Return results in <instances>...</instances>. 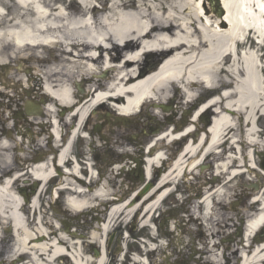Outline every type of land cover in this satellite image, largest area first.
<instances>
[{
	"label": "bare ground",
	"instance_id": "6f19581e",
	"mask_svg": "<svg viewBox=\"0 0 264 264\" xmlns=\"http://www.w3.org/2000/svg\"><path fill=\"white\" fill-rule=\"evenodd\" d=\"M200 1L202 6L193 0H0V70L4 72L0 74V106H5L6 101L15 104L14 94L21 99L28 96L46 101L41 106L28 101L40 111L39 115L23 117L28 132L32 131L28 138H23L17 124L13 128L2 124L0 244H5V250L0 247V252L7 253L2 254L0 264H5V260L8 264H56L58 255L68 251L62 243L71 250L75 248L76 264H109L105 238L114 220L123 216L120 227L125 218L141 211L142 226L148 228L151 212L159 209L162 199L171 191L158 187L194 176L196 170L205 168L203 163L209 159L214 162L208 166L212 180L199 187L206 191L197 207L203 211L199 219L207 223L210 232V221L216 216L212 199L223 206L228 185L242 176L240 168L248 174L253 173L252 168L261 171L258 155L264 150V129H258V123L264 121V70L258 50L251 47L252 37L256 35L259 43L264 44V3L261 0ZM207 1L211 10L214 2V11L206 8ZM217 7L221 16L216 14ZM199 12L206 17L204 22ZM209 12L213 22L207 19ZM240 38L243 41L238 43ZM249 45L245 56L239 57L236 49L247 50ZM144 56L150 59L144 62ZM160 59H163L161 69H153ZM104 92L109 94V101L120 106V113L127 116L126 119L105 117L119 155L130 160L141 157L143 166L139 169L143 170L146 181L156 180L155 187L135 205L137 196L121 201L92 171L89 174L94 187L88 190L80 180V167L70 161L76 135L81 133L88 115L89 125L94 122L92 115L97 103L106 98ZM173 102L175 105L167 112L161 110ZM33 107L30 113L35 111ZM184 107L190 111L184 113ZM17 108L23 116V108L19 104ZM143 115L148 122L140 127L138 117ZM210 115L213 119L207 131L203 125ZM113 124L118 127L112 128ZM183 124L184 128L180 129ZM121 125L142 128L143 134L138 133L135 140L140 145L144 142L146 147L150 145V150L145 152L141 148L135 155L129 148L132 141L126 137L130 130L120 128ZM36 127L44 132L38 139L33 135ZM101 127L99 124L98 128ZM149 127L162 131L149 135L146 131ZM49 128L51 133L47 131ZM65 129L71 131L67 140L60 134ZM12 131L19 134L9 140L6 136ZM98 136L108 141L103 134ZM84 137L92 144L100 141L95 131L88 128ZM28 141L47 144L46 151H40L39 160L32 161L27 154L10 153L13 146L20 153ZM60 141L65 142L57 149L58 155L46 157L56 151L52 144L57 146ZM222 142L228 147L215 153ZM181 143L183 147L178 152L171 148L165 151V146ZM174 155L173 162L167 166L166 160ZM61 168H64L62 172ZM260 174L263 187L253 193L247 206V210L255 213L243 223L241 241L232 253L237 264H264V240L256 239L264 227V170ZM53 176L59 181L53 201L61 190L67 195L65 206L73 214L105 210L103 223L89 233L90 242L102 252L100 258L85 256L81 242L65 236L58 223L57 229L52 228V220H57L61 212L57 210L58 215L47 218L41 202L44 188L54 180H49ZM28 182L37 184L30 203L25 200ZM212 188H216L214 193H210ZM141 202L143 210L139 209ZM4 225L8 235L2 232ZM152 229L155 238L153 226ZM211 242L207 243L210 248H205L206 264H231L225 253L221 259L220 253L212 250L217 248L220 252L219 246ZM153 249L155 246L149 250ZM136 261L141 264L139 258ZM143 264L148 263L144 260Z\"/></svg>",
	"mask_w": 264,
	"mask_h": 264
},
{
	"label": "rangeland",
	"instance_id": "374dc122",
	"mask_svg": "<svg viewBox=\"0 0 264 264\" xmlns=\"http://www.w3.org/2000/svg\"><path fill=\"white\" fill-rule=\"evenodd\" d=\"M195 3H199V6H202L203 3H201L200 0H193ZM206 8L211 12L210 8V1H207L205 4ZM207 13V18L210 22H213L214 19L211 16V13ZM202 16L203 22L205 21V16L203 13L199 12ZM263 51L264 54V49L261 50ZM258 56L260 59L261 66L264 68V55L260 57V52L258 51ZM145 61L147 60L148 56H145ZM27 66H30L29 63ZM14 93V92H13ZM37 100V99H36ZM23 102L21 101L20 105ZM172 105H175L174 102L167 104L165 106L170 107ZM7 110L5 108L0 109V121L2 118L4 119H10L11 113L6 112ZM190 111L189 107H184L183 112L187 113ZM182 112V113H183ZM145 113V112H144ZM181 116V113H180ZM211 117L208 116V119ZM97 117L95 118V120ZM7 120V123L10 121ZM141 122V126H144L146 124L147 119L143 116L139 117L138 119ZM163 122V120H162ZM1 123H3L1 121ZM13 124V122H10ZM97 124V122L95 121ZM94 122H92L93 126L95 125ZM6 123H4L5 125ZM185 125V124H184ZM92 126V127H93ZM204 126V125H203ZM258 128L264 129V121H261L258 123ZM92 127L90 126L89 129L91 130ZM152 128V127H150ZM131 128L130 132H128L129 135H134L137 133H142V128L134 129ZM146 130L150 135V129L147 128ZM157 130L156 128H152V131ZM34 133L41 134L37 136V134L34 135L36 139L38 137H42V130L34 128ZM106 131V130H104ZM162 130H158L156 133L161 132ZM3 132V126L2 124L0 125V135H2ZM143 134V133H142ZM13 137V136H12ZM98 139V138H97ZM134 143L131 145L134 154L136 155V151H139L142 145H145V142L140 145V147L134 146L137 145L138 141H133ZM88 143H90L89 140H86L85 142L81 143L82 144V150L87 151V147L89 146ZM80 144V145H81ZM183 146V143L180 144V146L173 144L165 146V151H167L169 148H171L173 151H179L181 147ZM15 148L11 149V154H15L14 152ZM84 152V151H81ZM80 152V153H81ZM2 152L0 151V155ZM177 153V152H176ZM173 157L171 159L173 160ZM260 162L264 158V150L260 151V154L258 155ZM170 163V162H169ZM168 163V164H169ZM214 162L209 159L203 163L205 168L203 170H196L194 172V176L188 175L186 179H180L178 182V186H176V193L177 195L172 194L165 202H163L159 209L154 213L152 221L149 222V227L151 228L152 226L156 227V238L157 241L152 240V234L153 231L148 227L139 230V226L143 224V221L141 220V214L137 216L136 219L132 220L130 224L127 226L125 225V222L130 218H125L124 224L120 225L118 227L119 222L122 220V217H119L117 220L115 219L113 222V227L111 226L112 230L109 232V234L105 238V246L107 247L108 250V261L109 264H119L122 254H123V248L127 249V254L125 256V263L123 264H133L132 258H135L137 254H140L141 259L143 261H147L148 264H167L173 261L175 256L178 255H183V256H190V259L194 261L193 264H206L208 257L207 254H205L206 249H209L207 243L211 242L213 245L224 243L225 249H221L220 252L219 250L217 251V248H212V250H215V253L218 254L220 253L221 259L223 258L222 253H225L228 257H230V260H232L230 263L231 264H236V260L233 256L234 250L237 248V241L235 239V234L237 232L236 226L239 225L240 220H243L244 222L247 221L251 216L253 215V212L250 210H247V206L249 204V199L254 195L253 193H256L258 189H262V183H263V177L260 176V178L257 177V173L253 171V173L248 174L245 169L242 167L239 169V172L244 173L242 176L237 177L236 179L232 180L231 183L228 185L230 189H228V197L226 198L225 202H223V206H219V204H215L214 206V212L216 216H214L215 220L210 221V225H212L211 231H207V223L201 219H199L201 213L203 212L202 209H199L197 207V203L202 200V196L205 193L204 188H199L204 187L203 185L206 183V181H211V177L208 175L209 174V167L208 166H213ZM251 166V161L247 163V167L249 168ZM200 171H202L201 177L199 176ZM157 173V172H156ZM25 180V179H24ZM23 180V181H24ZM71 181V180H70ZM57 181H52L51 185L47 189L46 194L44 195L43 201L41 203L43 209L46 210L47 212V218L53 219V215H58L56 213L57 210H60L63 208V195H60L58 201L55 203L53 202L52 195H53V190L55 188V185L57 184ZM24 183H22V186ZM29 186L32 187L34 186L33 182H28L26 183ZM152 184V182H151ZM216 183H214L215 185ZM223 184V183H222ZM253 185H256L258 188L257 190H254L252 187ZM193 186V187H191ZM30 189V188H29ZM36 189V188H35ZM136 189V188H135ZM214 189V188H212ZM52 190V193H51ZM113 192H119V188H111ZM28 197L27 199H30L34 194L31 193L30 190H28ZM248 194V195H247ZM119 195V193H118ZM119 198V197H118ZM54 208V209H53ZM101 213H103V208H100ZM191 212H195L194 217L191 216ZM100 212H96L95 216L97 217ZM105 213V212H104ZM62 215V214H60ZM73 216V215H71ZM105 214H102V219L104 218ZM193 219H192V218ZM62 217L58 216L57 220H52V228L57 229L56 226L62 225L61 224V219ZM73 218H76V216H73ZM58 223L59 225H57ZM102 223V221L100 222ZM205 224V225H204ZM77 225H80L81 228L85 231L84 233H79L80 231L76 228ZM98 224H96L91 217L89 216H84V218H79L78 224H73L71 225V229L75 234H81L84 235V242H83V248H84V255L85 256H90L94 259V252L92 248H97L95 245H92L88 242V238L85 236L87 235L89 229H93L92 227H96ZM159 226H160V231L159 233ZM209 226V225H208ZM74 227V228H73ZM171 227V228H170ZM210 227V226H209ZM63 229V228H62ZM168 229L173 230L172 234L168 235L167 231ZM7 226L4 225V228L2 229V232L4 235L7 233ZM87 231V232H86ZM125 231L129 234V242L123 241L124 239L121 238V235H124ZM264 231V227L261 229V231L256 235V239L262 241V238H258L259 235H261ZM213 233V236H211L210 233ZM63 234L70 238L71 240L74 241L75 237L68 235L66 231L63 229ZM143 237L147 241L146 247L150 248L151 246H155V251L153 252H146V248L144 251L140 248L139 244L141 243L138 238ZM232 239L231 241L228 240V238ZM222 240H225L222 242ZM136 241V242H135ZM152 241V242H150ZM8 242V241H7ZM126 242L128 243L126 247ZM9 243V242H8ZM5 244H0V247H3L2 250L4 249ZM92 246V247H91ZM76 247V246H74ZM206 248V249H205ZM73 250L68 248V255L70 257H73ZM122 251V253H121ZM146 253V256H144L143 253ZM4 255L7 253L5 252H0V260H2V254ZM219 255V254H218ZM5 259V258H4ZM172 260V261H171ZM22 261H27V259H22ZM5 264H8V262L5 260ZM56 264H72V259L68 257H64L61 260H58Z\"/></svg>",
	"mask_w": 264,
	"mask_h": 264
},
{
	"label": "flooded vegetation",
	"instance_id": "af4514ba",
	"mask_svg": "<svg viewBox=\"0 0 264 264\" xmlns=\"http://www.w3.org/2000/svg\"><path fill=\"white\" fill-rule=\"evenodd\" d=\"M14 106V118L13 115L11 117V121L13 122L12 128L16 126L21 131V135L23 138H28L31 135V132L26 128L27 122L24 120L25 116L18 117L17 114V105L21 103V99L16 96L15 97ZM12 105V104H11ZM24 117V118H23ZM29 128V127H28ZM37 129H40L37 127ZM19 133L17 131H13L12 135L17 136ZM38 134V133H37ZM27 144L22 145L21 149L24 152L23 154H27L29 156L39 155L40 151H46L47 144H36L33 142H26ZM82 141L74 144L71 148V156L75 165L80 167L79 173L84 176L90 175L89 172L92 171L95 176L107 183L109 188H127V193H131V191L135 188H141L144 182L143 171L137 169V167H142L141 161L142 158L139 159H127L119 155L117 153V145L112 144V142H97L96 144L88 143L87 151L82 150ZM81 144V145H80ZM54 149L56 150L52 154H47L46 157L52 156L55 158L58 155L56 145L52 144ZM84 151V152H81ZM81 152V153H80ZM34 156V157H35ZM82 181V180H81ZM84 182V181H83ZM85 183V182H84ZM86 184V183H85ZM87 187H94L93 184H86ZM84 218V217H82ZM77 224L79 219L76 218ZM79 233H84L85 231L78 225ZM87 232V231H86ZM241 232V231H240ZM78 236L82 237L81 234ZM219 248L222 249L223 246L220 243ZM173 264H193V260L190 259V256H182L174 257Z\"/></svg>",
	"mask_w": 264,
	"mask_h": 264
},
{
	"label": "water",
	"instance_id": "95a60500",
	"mask_svg": "<svg viewBox=\"0 0 264 264\" xmlns=\"http://www.w3.org/2000/svg\"><path fill=\"white\" fill-rule=\"evenodd\" d=\"M218 15H221V10L219 9V7H217V12H216Z\"/></svg>",
	"mask_w": 264,
	"mask_h": 264
}]
</instances>
